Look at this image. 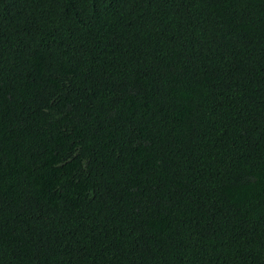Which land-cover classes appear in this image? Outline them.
Returning a JSON list of instances; mask_svg holds the SVG:
<instances>
[{
	"label": "trees",
	"instance_id": "obj_1",
	"mask_svg": "<svg viewBox=\"0 0 264 264\" xmlns=\"http://www.w3.org/2000/svg\"><path fill=\"white\" fill-rule=\"evenodd\" d=\"M0 264H264V0H0Z\"/></svg>",
	"mask_w": 264,
	"mask_h": 264
}]
</instances>
